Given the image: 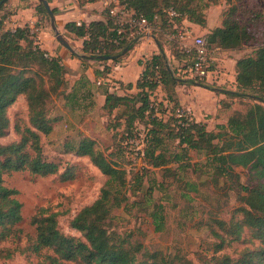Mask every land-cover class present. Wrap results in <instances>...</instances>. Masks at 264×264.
<instances>
[{
	"label": "trees",
	"instance_id": "16d2710c",
	"mask_svg": "<svg viewBox=\"0 0 264 264\" xmlns=\"http://www.w3.org/2000/svg\"><path fill=\"white\" fill-rule=\"evenodd\" d=\"M9 1L11 0H5L0 5V11L6 8ZM31 1L30 4L20 7H31ZM77 1L84 5L101 0ZM192 1L122 0L129 9L143 14L155 26L153 33L157 37L159 34L166 36V33L176 31L174 26L183 25L185 20L206 27V15L198 7H191ZM35 6L43 23V14L48 15V12L42 3ZM245 7L247 9L242 10L240 5L232 1L229 8L222 12V25L204 35L210 46L220 48L216 53H221L223 49L255 45L251 46L252 52L237 60L236 90L225 91L226 98L220 100V104L225 107L228 106L225 99L232 97L250 99L253 103L245 112H235L229 118L227 126L219 125L222 131L216 133L208 130L204 122L195 118L189 120L185 116L177 117L178 110L184 109L177 97L178 85L197 82L210 88L216 82L211 84L205 78L192 75L187 79L177 77L175 70H171L165 63L166 57L162 50L144 62V71L135 84L115 81L117 89H132L135 86L137 92L120 95L107 90L103 104V109L115 123L113 126L122 128L120 145L124 161L126 158L123 142L134 137L137 131L136 122H142L148 127L144 146L139 149L146 164L159 167L181 160L183 154L178 152L167 162L165 155L159 150L162 146L159 131L174 119L173 138L178 140L182 152H203L207 158L206 165L213 167L217 176L230 179L234 177L235 168L238 167L251 172L249 183H239L245 194L241 195L243 205L236 213H241L242 217L237 218L234 215L228 222L222 220L219 224L230 237V244L243 241L241 239L247 229L249 238L244 239L258 241L259 244L242 249L237 260L225 254L219 258L214 257L211 264H264V43L259 42L256 34L260 23L257 3L250 2ZM170 8L176 11L175 17L170 15ZM52 10L56 15L57 9ZM104 11V19L81 22L80 25L77 22H68L65 28L77 37L84 38L82 51L85 54L93 55L95 61L105 64L102 70L96 71V75L105 79L114 72L111 63L121 62L122 57L139 41L137 38L121 40L118 23L107 10ZM8 16L1 18L0 24ZM116 40H119L118 44ZM178 49L176 52L181 58L177 56L179 60L187 55L191 59L189 65H186V72L191 74L196 60L195 51L186 54L180 50L179 43ZM104 56L112 59H104ZM78 57L85 66L93 60L84 56ZM109 61L111 63L107 64ZM68 73L69 68L60 57L50 56L40 47L37 33L29 24L15 29H5L0 25V137L5 136L10 128L9 107L22 95L27 99L29 121L33 126H16L20 139L0 143V261L24 254L33 264H175L164 256L158 258L157 251L151 253L143 250L144 245L141 242H133L130 235L111 228L113 211L128 199V174L133 173L138 178L141 176L135 170L136 167L128 169L124 163L113 157V153L106 155L97 149L96 142L89 137L80 140L73 152L78 156H88L107 177V181L99 197L83 207L71 221V226L81 232L83 239L63 233L59 227L58 212L49 213L45 207L37 208L31 218L35 227L34 235L26 234L21 227L23 204L17 197L18 190L6 184L5 175L26 170L37 175L55 170L54 165L45 163L42 155L41 133L48 135L53 129V122L58 120L49 115L48 100L55 95L71 104L76 103L79 98L93 95L92 81L84 72L73 86H69ZM157 89L165 92V100L168 101L167 107L161 111L169 110L171 118L156 114L153 94ZM159 107L163 108L164 104L159 103ZM165 171V175L177 174V169L172 167H167ZM73 177L70 171L64 174V179ZM151 217L155 228L161 230L165 225L164 207L159 205L157 210L152 211ZM212 232L220 238L214 248L218 252L224 248L227 238L217 230ZM33 257L37 261L34 262Z\"/></svg>",
	"mask_w": 264,
	"mask_h": 264
},
{
	"label": "rangeland",
	"instance_id": "374dc122",
	"mask_svg": "<svg viewBox=\"0 0 264 264\" xmlns=\"http://www.w3.org/2000/svg\"><path fill=\"white\" fill-rule=\"evenodd\" d=\"M29 1H9L6 8L0 11V20L9 16L0 25L5 29H15L18 24L15 19V15L19 11L18 7L30 4ZM232 1L240 5L242 10L247 9L245 7L247 3H257L260 23L256 34L259 42L264 43V0H193L191 7H198L205 15L211 12L212 19L217 20L222 16L221 13L229 8ZM39 3V0H33L32 6L36 9L35 5ZM85 6L86 4L80 5V8L86 9ZM50 7L52 8L51 5ZM91 9L93 10V8ZM43 18L44 22L38 25L45 27L53 36L49 15L43 14ZM35 32L37 31L35 30ZM60 32L63 35L67 34L65 29H60ZM168 33L166 36L160 34L158 36L162 48L152 40L150 48L147 47L146 50L156 53H160L162 50L166 57L165 63L170 66L171 70H175V75L185 79L190 78L191 74L186 72V65H189L191 59L188 55L184 56L182 60L178 59V57L180 58L176 52L178 43L171 41ZM194 35H198V33L194 31ZM68 41L75 45V42ZM251 46L255 45L243 46L242 54L252 52ZM79 53L84 52L79 51ZM215 57V70L218 72L214 77L215 86L210 88L199 86L196 81V83L187 82L185 85L198 86L195 88L196 90L211 94L206 90H215L219 86L230 84V79L227 83L222 84L226 73H228L222 61L224 55L216 53ZM93 61L95 60L93 59ZM99 64L102 68L105 67V64L99 61L89 62L88 65ZM84 68H86L85 65ZM67 78L69 86H71L72 78L68 75ZM100 78L103 79V76ZM112 80L118 83L117 79ZM182 85H178L177 88L185 89V86ZM133 91L136 92V89ZM185 94L187 95V91ZM199 96L205 97L201 94ZM165 97V92L161 89H157L153 94L156 107L160 110H157L158 115L171 118L169 110L161 111L168 105ZM225 100L228 104L227 107L221 104L217 113H208L203 117L202 121L205 122L208 130L216 133L222 131L223 129L219 128V125L227 126L229 118L235 112H245L253 103L250 99L241 97ZM159 103H163L164 107L160 109ZM47 107L49 115L54 120L55 118L58 120L53 122V129L48 135L41 133L42 155L45 163L54 165L55 170L49 173L41 172L37 175L28 170L5 175L6 184L18 190L17 197L23 204L21 227L26 234L34 235L35 227L31 223V218L37 208L45 207L48 208L49 213L58 212L59 227L63 233L83 239L81 232L71 226V221L83 207L93 203L99 197L101 189L107 181V177L91 162L88 156H78L73 152L80 140L89 137L96 142L97 149L102 150L106 155L113 153V157L124 163L128 169L134 166L135 170L140 172L141 178L134 177L133 173L128 174L126 190L128 199L113 211L111 228L122 234L130 235L133 242H141L144 245L143 250H148L151 253L157 251L158 258L164 256L167 260L174 261L175 264H211L214 257L219 258L225 254H229L237 260L240 258L242 249L252 248L259 244L258 241L251 242L244 239L249 238L248 229L241 239L243 241L230 244V237L225 234L219 224V221L222 220L228 222L234 215L237 218L242 217L241 213H236V210L243 205L241 195L245 194L239 183H249L251 172L246 168L238 167L235 168L236 174L230 179L225 176H217L214 168L206 165L207 158L203 152L195 150H189L188 153L182 152L178 146V140L173 138L174 119L159 131L162 140L159 150L161 149L167 162L170 161L173 154L178 152L183 154L182 159L178 162H168L163 166L154 167L146 164L142 155L139 154L138 148L142 146L146 132H148V127L144 123L136 122L137 131L134 137L123 142L126 158L124 161L120 145L122 143V128L113 126L115 123L108 112L103 109V102L88 96V98H79L76 103L70 104L66 103L63 98L53 95L48 100ZM183 108L188 110L184 105ZM8 114L10 128L5 136L0 137V143H10L20 139L16 126L33 127L29 121L28 102L25 96L17 98L16 102L9 107ZM192 117L194 116L192 115ZM167 167L177 169V174L165 175ZM66 171H70L74 177L64 179ZM216 178L219 180L217 181ZM159 205L164 207L165 214V225L161 230L155 228L151 217L152 211L157 210ZM212 230H217L227 238L224 248L218 252H215L214 248L215 244L220 242V238L215 236ZM33 260L37 261L34 257ZM0 264L33 263L29 262L24 254H17L11 259L1 260Z\"/></svg>",
	"mask_w": 264,
	"mask_h": 264
},
{
	"label": "crops",
	"instance_id": "0c3cea01",
	"mask_svg": "<svg viewBox=\"0 0 264 264\" xmlns=\"http://www.w3.org/2000/svg\"><path fill=\"white\" fill-rule=\"evenodd\" d=\"M48 1L52 8L57 9V13L55 16L59 30L65 29V32H67V34L64 33V37L67 40L75 42V45L71 44L74 50H70L66 46L62 45L58 40H56L54 35L52 36L47 31L45 27H40L38 25L41 24V21L39 19V15L36 14L37 10L33 6L18 8L19 11L15 15V19H17L18 21L17 27L23 26L24 24H29L32 30L37 31V40L40 47L45 49L50 56L60 57L63 63L69 68L68 76L72 78L71 86L75 84V82L80 78L82 72H84L87 77L92 81V97L97 98V100L103 102V104L105 103L107 90L112 92H118V94L120 95H123L125 93H135L133 91L135 89L137 92L138 89L135 86H133L132 89L119 90L117 89V87H115L114 89H109V84L105 82L106 79H104V77L102 79L100 78L101 76L96 75V71L103 69L102 66H100L101 64L92 66L88 65V63L86 65V68H84L82 60L78 57L81 54L79 53V51H82L84 38L77 37L65 28L68 22L78 23L79 21L90 22L92 20L104 19V11H102L104 10V8L101 3H87L85 9L84 7L80 8V4L77 0ZM31 2H33V0ZM90 7L93 8V10ZM221 17L217 20H214L211 17V12H208V14L206 15V27H201L200 25H196L193 23H189V26L190 28H192L191 30L193 32L196 31L198 35L204 36L211 29L222 25ZM152 40L153 38L147 35L146 37L142 38L134 46V48L129 51L127 55L123 56L121 60V62L123 63H121V68L115 70L110 74L111 79H117V81H122L124 84H135L144 71V62L156 53L151 52L150 50H146L147 47L150 48V41ZM153 42L155 41L153 40ZM242 49L243 48L223 49L221 52L222 56L224 55V57H222V61L228 70V73H226L227 75H225V79L222 84H224L225 82L227 83L228 79H230L231 81L230 84H228L227 86H219L215 88V90L207 89L206 91H209L208 93L211 94H206L204 92H200V90H196L195 88H198V86L190 87L183 84L182 86H185V89H181L179 87L177 88L178 100L190 111V113L194 116L193 118H195L197 121H202L203 117L208 113H217L219 111V108L221 107L220 100L226 98L225 91L236 90V63L237 60L242 55H244V53L242 54L241 52ZM73 54H76L77 56L75 57L73 56ZM89 62L93 63L95 61L90 60ZM109 63H111V61L107 62V64ZM98 80H101L102 83L98 84ZM185 91H187V95L185 94ZM200 94L205 95V97H200Z\"/></svg>",
	"mask_w": 264,
	"mask_h": 264
},
{
	"label": "built area",
	"instance_id": "2783aa9c",
	"mask_svg": "<svg viewBox=\"0 0 264 264\" xmlns=\"http://www.w3.org/2000/svg\"><path fill=\"white\" fill-rule=\"evenodd\" d=\"M104 10H107L109 15L113 17L118 23V34L120 39L124 38L130 40L132 38H137L140 41L142 38L147 35L154 34L153 30H155V26L148 21V19L143 15L134 12L129 9L126 4L122 2V0H101ZM170 15L175 17L177 15L176 11L173 8L169 9ZM189 21H183V25L174 26L176 31H170L168 33L169 39H174L181 46V50L187 53L191 51H195L196 60L194 62V67L191 70L192 76H199L205 78L208 83H215V76L218 74L217 70H215V54L219 47L210 46L208 40L203 35H194V32L191 30L189 26ZM81 24V21L78 22V25ZM117 44L119 40L115 41ZM113 70H118L121 68V62L113 63ZM111 74V73H110ZM110 74L106 79V83L109 84L111 89L117 87V84L114 80L111 79ZM102 81L98 80V84H101ZM157 107L155 108L156 114H158ZM187 117L189 120H192L193 117L190 111L185 109L178 110L177 117ZM145 138V137H144ZM144 146V141L141 149Z\"/></svg>",
	"mask_w": 264,
	"mask_h": 264
},
{
	"label": "water",
	"instance_id": "95a60500",
	"mask_svg": "<svg viewBox=\"0 0 264 264\" xmlns=\"http://www.w3.org/2000/svg\"><path fill=\"white\" fill-rule=\"evenodd\" d=\"M5 0H0V5L4 2ZM40 3H42L44 5V7L46 8L49 18H50V25H51V29L52 32L55 36V38L64 46H66L67 48H69L70 50H74L73 46L70 44V42L64 37V35L60 32L57 22H56V16L52 10V8L50 7V4L48 2V0H39ZM153 40L156 42V44L160 47V41L158 39V37L155 34H151L150 35ZM80 56H84V57H88L90 59H93L95 56L93 55H88L85 53H81ZM104 59H112V57L110 56H104ZM198 84V83H197ZM199 86H203L202 84H198Z\"/></svg>",
	"mask_w": 264,
	"mask_h": 264
}]
</instances>
